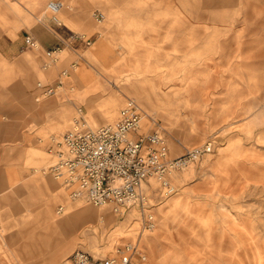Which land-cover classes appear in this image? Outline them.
Returning a JSON list of instances; mask_svg holds the SVG:
<instances>
[{
  "label": "rangeland",
  "instance_id": "374dc122",
  "mask_svg": "<svg viewBox=\"0 0 264 264\" xmlns=\"http://www.w3.org/2000/svg\"><path fill=\"white\" fill-rule=\"evenodd\" d=\"M13 51L0 56V264H66L76 250L103 258L136 239L140 264H264V0H0V53ZM129 98L138 132L159 129L170 157L212 146L167 177L170 194L149 180V231L137 211L71 199L42 170L54 162L49 137L79 108L97 127ZM35 173L64 198H37Z\"/></svg>",
  "mask_w": 264,
  "mask_h": 264
},
{
  "label": "built area",
  "instance_id": "2783aa9c",
  "mask_svg": "<svg viewBox=\"0 0 264 264\" xmlns=\"http://www.w3.org/2000/svg\"><path fill=\"white\" fill-rule=\"evenodd\" d=\"M48 7L57 13L62 3L51 1ZM96 18L101 20L103 15L96 13ZM52 20L57 25L61 24L54 14ZM70 37L80 39L86 45L91 43L83 35L73 33ZM25 43L30 47L36 46L30 36L25 37ZM58 50H47L51 62L55 60L53 53ZM48 63L44 62V66ZM62 73L66 74V71ZM53 93L52 87L42 90L43 95ZM78 112L70 129L49 137L47 148L54 157L53 164L47 168L49 173L68 189L71 199H84L96 206L111 205L120 217L129 211H137L142 215V231H149L155 226L154 215L149 209V180L158 182L161 197L170 194L173 187L167 177L212 151L209 143L170 157L159 129L150 133L138 132L142 114L139 105L131 98L116 120L97 127L88 126L80 108ZM61 211L62 206L57 208V213ZM144 260L145 255L136 239L115 245L111 255L103 258H94L85 251L76 250L66 264H140Z\"/></svg>",
  "mask_w": 264,
  "mask_h": 264
},
{
  "label": "crops",
  "instance_id": "0c3cea01",
  "mask_svg": "<svg viewBox=\"0 0 264 264\" xmlns=\"http://www.w3.org/2000/svg\"><path fill=\"white\" fill-rule=\"evenodd\" d=\"M16 48L18 50L19 45H16ZM16 52L17 51H13L9 53H0V56L7 61H12L17 55ZM18 61L20 63V60ZM8 92L10 93L11 90H9ZM29 183L31 184L33 194L35 196L37 194V198H41V197H44L46 199L51 198L53 203L58 199L64 198L63 193L60 191L55 181H53L52 178L49 176L35 173L31 175L29 179Z\"/></svg>",
  "mask_w": 264,
  "mask_h": 264
},
{
  "label": "bare ground",
  "instance_id": "6f19581e",
  "mask_svg": "<svg viewBox=\"0 0 264 264\" xmlns=\"http://www.w3.org/2000/svg\"><path fill=\"white\" fill-rule=\"evenodd\" d=\"M43 169L46 170V169H47V166H46V167H43L42 170H43ZM43 172H44V171H43ZM177 203H178V202H174V203L171 204V206H174V205H176Z\"/></svg>",
  "mask_w": 264,
  "mask_h": 264
}]
</instances>
